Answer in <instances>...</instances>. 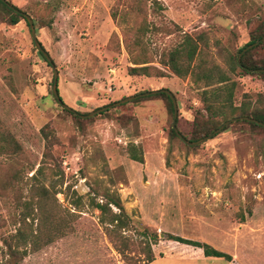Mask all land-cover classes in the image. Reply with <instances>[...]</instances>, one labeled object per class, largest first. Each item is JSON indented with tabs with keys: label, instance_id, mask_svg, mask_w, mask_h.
<instances>
[{
	"label": "rangeland",
	"instance_id": "rangeland-1",
	"mask_svg": "<svg viewBox=\"0 0 264 264\" xmlns=\"http://www.w3.org/2000/svg\"><path fill=\"white\" fill-rule=\"evenodd\" d=\"M7 1L32 19L57 69L64 105L87 114L166 89L176 100V126L187 140L200 137L198 126L206 119L202 83L174 76L163 65L166 53L186 33L198 41L196 63L228 72L229 56L264 21V0H157L161 10L148 0ZM254 56L264 57V48ZM134 60L146 62L150 76L129 75ZM233 78V105L248 102L264 110L263 99L258 101L264 83L254 75ZM52 81L26 21L7 24L0 15V238L18 228L21 205L40 199L37 188L49 191L46 204L63 209L82 198L73 232L18 264H125L103 234L99 212L88 207L92 192L100 195L105 188L117 191L136 231L157 235L154 255L167 257L150 264H249L242 247L250 232L262 234L264 227L263 131L234 122L190 149L181 140L169 142L173 114L163 97L134 99L76 121L53 98ZM6 140L18 144L16 153L2 149ZM131 144L141 148L142 164L129 159ZM253 216L252 228L244 227ZM226 225L240 228L234 239L242 247L235 252L222 237ZM167 234L215 249L225 245L232 261L199 259L195 248L169 241Z\"/></svg>",
	"mask_w": 264,
	"mask_h": 264
},
{
	"label": "trees",
	"instance_id": "trees-1",
	"mask_svg": "<svg viewBox=\"0 0 264 264\" xmlns=\"http://www.w3.org/2000/svg\"><path fill=\"white\" fill-rule=\"evenodd\" d=\"M5 1L10 4L7 0ZM148 1L152 2L157 10L162 9L157 0ZM13 7L14 9H10L6 4L0 1V15L3 22L14 25L20 20H25L22 12L15 6ZM112 16L115 19V15ZM182 35L181 42L166 53L163 65L179 79H186L189 77L196 85L202 83V86L199 87V89H201L199 101L202 105V111H204L206 115L205 121L198 126L200 132L199 138L187 140L178 131L182 138L190 142H195L201 137L213 133L224 122L237 117H246L262 123L263 125H258L244 120H238L235 122L236 124H245L252 129L264 132L263 109L254 108L250 106V103L248 102H243L239 106L233 105L234 93L237 87V83L233 77L236 74L254 75L264 83V72H258V70H264V57L255 58L254 56V52L264 48V41L246 51L241 56L240 63L237 61L238 54L245 47L253 44L264 35V21L260 28H258L257 32L251 35L250 41L243 47L239 48L235 55L229 56L230 64L228 72L221 71L218 66L207 68L203 65V62L196 63L199 61L197 60V57L200 52L198 41L189 34L183 33ZM41 47L43 48L42 45ZM38 55L46 62L39 52ZM132 64L133 67L128 69L129 75L150 76V67L146 62L138 63L134 60ZM159 76L164 77V74L160 73ZM156 97H163L166 99L169 111L173 114V106L169 97L162 93L154 96L138 98L134 100L133 103ZM259 98L258 101H261V99L264 101L263 94H260ZM64 112L73 116L76 121H81V118L78 115H86L80 114L76 111L70 112L64 110ZM105 113H108V110L98 115H104ZM227 129L228 126L224 127L220 132H224ZM42 134L46 139L47 134L43 129ZM168 138L169 142L173 139L181 140L175 134L172 125L168 132ZM5 144L6 145L3 146L2 149L11 147L13 153H16L19 149L18 144L13 140H10V142L6 140ZM189 148L195 149L197 147L189 146ZM127 153L131 161L140 164L143 163L141 148L131 144ZM32 179H35V177H32ZM35 193H39L40 199H37V197L34 196L35 200L21 205L24 210L19 218L20 223L15 232L0 238V264H18L28 255L38 252L54 241L73 232V223L79 215L80 211L78 209L81 207L82 198L80 196L76 197V201L69 203L70 209H63L58 203L55 205L50 203L46 204L47 201L45 200V197H50L49 191L46 188H37ZM92 193L94 196L90 197V204L88 207L99 212L97 218L98 224L113 250L120 256L122 261L125 264L152 263L156 259L152 250V245L157 243V235L150 234L147 229H143L142 231H136L134 229L132 216L126 212L117 191L105 188L100 195L98 192ZM97 195L101 196L102 199L98 200L96 198ZM243 221L244 219L242 218L240 223H243ZM166 237L169 241L201 249L204 257L223 259L228 262L232 261V257L229 254L219 251L209 244L172 234H167Z\"/></svg>",
	"mask_w": 264,
	"mask_h": 264
},
{
	"label": "water",
	"instance_id": "water-1",
	"mask_svg": "<svg viewBox=\"0 0 264 264\" xmlns=\"http://www.w3.org/2000/svg\"><path fill=\"white\" fill-rule=\"evenodd\" d=\"M1 2H3L4 4H6L10 9H14V7L10 4H8L5 0H0ZM23 17L25 18L28 26H29V30H30V34H31V38H32V41H33V44L36 48V50L44 57V59L46 60V62L49 64V66L51 67L52 71H53V81H52V86H51V93H52V96L53 98L56 100V102L64 109V110H67V111H70V112H74V110L68 108L66 105L63 104V102L61 101L60 97H59V94H58V90H57V84H58V72H57V69L54 65V63L52 62V59L50 58V56L46 53V51L41 47L40 43L38 42L37 40V37H36V31H35V27H34V24H33V21L32 19L27 15V14H24L22 13ZM264 41V35L259 39L257 40L256 42H254L253 44H250L248 45L247 47H245L237 56V61L238 63H240V58L241 56L248 50H250L251 48L255 47L256 45H258L260 42ZM258 72H264V70H258ZM165 94L169 97L171 103H172V106H173V119H172V129L174 130L175 134L182 140V142L187 145V146H191V147H194V146H198L202 143H204L206 140H208L209 138L213 137L214 135L218 134L225 126H228L230 125L231 123H234L238 120H244V121H248V122H251V123H255V124H258V125H263L262 123L260 122H257L256 120H253V119H250V118H246V117H237V118H232L226 122H224L218 129H216L213 133H211L210 135L202 138V139H199L195 142H190V141H187V140H184L182 138V136L178 133V130L176 128V119H177V113H178V109H177V104H176V100L173 96V94L166 90V89H159V90H153V91H150V92H145V93H142V94H137L135 96H130V97H127V98H124L120 101H117V102H114L110 105H107V106H104V107H101V108H98L86 115H78L81 119H89V118H92L104 111H107L113 107H117V106H120L122 104H125V103H128L134 99H137L139 97H147V96H154V95H157V94ZM164 235L163 234H160V237H163Z\"/></svg>",
	"mask_w": 264,
	"mask_h": 264
},
{
	"label": "crops",
	"instance_id": "crops-1",
	"mask_svg": "<svg viewBox=\"0 0 264 264\" xmlns=\"http://www.w3.org/2000/svg\"><path fill=\"white\" fill-rule=\"evenodd\" d=\"M255 217H251L249 220H247V223L244 224V227L247 228V226H251V224L253 225V223H255L257 220L254 219ZM261 222L264 223V218H262ZM242 224H239V226H241ZM226 229L221 230L222 233V237L227 238V247H229L233 252H235V250L237 251V248H240L242 246L239 245V240L236 239L235 241V230H240L239 227H235L233 225H226L225 226ZM252 228V227H250ZM221 243V242H220ZM222 244L215 246L219 251L224 252V246H221ZM193 248V247H192ZM245 251V253L248 255V263L249 264H264V227L262 228V234H259V232L254 231V232H250V238L248 239V242L243 245L242 247ZM198 252V258L199 259H206V258H211V257H204L203 252L201 249L199 248H195ZM227 251H225L224 253H226ZM237 253V252H236ZM229 254V253H227ZM167 256L164 255L162 257H159V255L155 254V260L157 259H163L166 258ZM234 257V256H233ZM235 259V258H234ZM153 261V262H154ZM227 262V261H226ZM230 263V262H227ZM234 264H236V262H232Z\"/></svg>",
	"mask_w": 264,
	"mask_h": 264
}]
</instances>
